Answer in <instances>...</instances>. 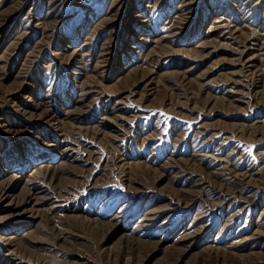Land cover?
Wrapping results in <instances>:
<instances>
[{"label": "rangeland", "instance_id": "rangeland-1", "mask_svg": "<svg viewBox=\"0 0 264 264\" xmlns=\"http://www.w3.org/2000/svg\"><path fill=\"white\" fill-rule=\"evenodd\" d=\"M0 264H264V0H0Z\"/></svg>", "mask_w": 264, "mask_h": 264}]
</instances>
